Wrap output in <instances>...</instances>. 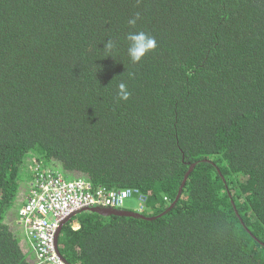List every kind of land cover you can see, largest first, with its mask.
<instances>
[{
  "label": "trees",
  "instance_id": "1",
  "mask_svg": "<svg viewBox=\"0 0 264 264\" xmlns=\"http://www.w3.org/2000/svg\"><path fill=\"white\" fill-rule=\"evenodd\" d=\"M47 172L145 197L76 214L68 264H264V0H0V264H39L5 218Z\"/></svg>",
  "mask_w": 264,
  "mask_h": 264
},
{
  "label": "built area",
  "instance_id": "2",
  "mask_svg": "<svg viewBox=\"0 0 264 264\" xmlns=\"http://www.w3.org/2000/svg\"><path fill=\"white\" fill-rule=\"evenodd\" d=\"M28 189L27 199L18 209L17 223L31 240L39 264H66L56 259L54 236L62 219L76 210L89 206L121 210L132 199L138 205L135 212L141 213L145 203V197L136 189H92L84 181H66L51 172Z\"/></svg>",
  "mask_w": 264,
  "mask_h": 264
},
{
  "label": "clouds",
  "instance_id": "3",
  "mask_svg": "<svg viewBox=\"0 0 264 264\" xmlns=\"http://www.w3.org/2000/svg\"><path fill=\"white\" fill-rule=\"evenodd\" d=\"M139 19L140 16L137 13L128 20V25L134 28ZM124 39L127 41V56L132 64L140 63L149 53L154 52L158 47L156 37L146 31H129ZM117 47L118 40L107 39L102 51L107 54L106 57H113L112 52ZM134 75V73H129V78H133ZM117 96L120 101L125 102L131 96L127 84L123 81L117 85Z\"/></svg>",
  "mask_w": 264,
  "mask_h": 264
},
{
  "label": "crops",
  "instance_id": "4",
  "mask_svg": "<svg viewBox=\"0 0 264 264\" xmlns=\"http://www.w3.org/2000/svg\"><path fill=\"white\" fill-rule=\"evenodd\" d=\"M29 186H23L22 184L19 187V193L17 194V198L15 201L14 206L9 210L6 218H5V222H8V224L10 225V227L12 228V230L17 234L18 237L20 238H25L26 239V235L24 234V232L20 229V227L17 225V213H18V209L25 203L27 196H28V189ZM78 225L76 223L73 224V229H77ZM27 241V239H26Z\"/></svg>",
  "mask_w": 264,
  "mask_h": 264
},
{
  "label": "water",
  "instance_id": "5",
  "mask_svg": "<svg viewBox=\"0 0 264 264\" xmlns=\"http://www.w3.org/2000/svg\"><path fill=\"white\" fill-rule=\"evenodd\" d=\"M97 212V213H101V214H115V215H127V216H132V217H142L138 212H128L126 210H117V209H112V208H107V207H102V206H89V207H85V208H82L74 213H72V215H70L68 217V219L66 218L65 220L61 221L60 224L58 225L57 227V230H56V234H55V240H54V243H55V247H56V250H57V253H58V245H57V242H58V236L60 234V231L62 229V227L65 225V223L73 216H75L76 214L80 213V212ZM65 261V260H63ZM66 263V261H65ZM68 264V263H66Z\"/></svg>",
  "mask_w": 264,
  "mask_h": 264
},
{
  "label": "bare ground",
  "instance_id": "6",
  "mask_svg": "<svg viewBox=\"0 0 264 264\" xmlns=\"http://www.w3.org/2000/svg\"><path fill=\"white\" fill-rule=\"evenodd\" d=\"M47 175V174H46ZM45 175V176H46ZM41 177H44V176H40L39 178H37V180L36 181H38ZM100 189H102V188H100ZM82 209V208H81ZM78 210H80V209H78ZM78 210H76V211H78ZM121 210H124V209H121ZM75 211V212H76ZM74 213V212H73ZM70 215H72V214H70ZM70 215H68V216H66V217H64L63 219H62V221L63 220H65L66 218L68 219V217L70 216ZM73 218V216L67 221V222H69L71 219ZM66 222V223H67ZM65 223V224H66ZM63 228V227H62ZM61 232V231H60ZM55 234H56V232H55ZM54 240H55V236H54ZM58 243V242H57ZM54 245H55V243H54ZM56 248V247H55ZM54 248V249H55ZM55 255H56V259H58L60 262H62L63 261V258L61 257V255L59 254V251H58V253H57V250L55 249ZM36 257V256H35ZM65 262V261H64ZM46 264H51V263H46Z\"/></svg>",
  "mask_w": 264,
  "mask_h": 264
},
{
  "label": "rangeland",
  "instance_id": "7",
  "mask_svg": "<svg viewBox=\"0 0 264 264\" xmlns=\"http://www.w3.org/2000/svg\"><path fill=\"white\" fill-rule=\"evenodd\" d=\"M137 202L135 200H127L125 205H124V208L125 209H128V210H131V211H136L137 210ZM20 229L22 230V228L20 227ZM18 235V234H17Z\"/></svg>",
  "mask_w": 264,
  "mask_h": 264
}]
</instances>
